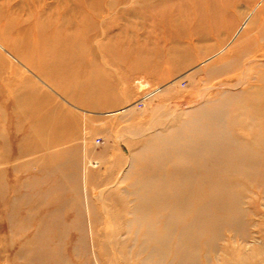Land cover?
<instances>
[{"label": "rangeland", "instance_id": "rangeland-1", "mask_svg": "<svg viewBox=\"0 0 264 264\" xmlns=\"http://www.w3.org/2000/svg\"><path fill=\"white\" fill-rule=\"evenodd\" d=\"M215 112L254 160L220 156L213 172L264 180V0H0V264H25L34 251L32 235L59 199L41 196L59 176L41 177L47 157L76 142L91 153L74 172L98 219L88 241L99 264H136L125 234L113 237L109 258L101 254L103 230L124 223L129 186L148 165L142 155L152 157L147 147H178ZM67 131L66 143L52 142ZM43 132L53 147L27 151ZM168 150L165 170L199 168ZM41 157L46 169L36 170ZM36 179L46 181L26 186ZM239 185L248 224L224 228L217 258L205 264H264V183ZM10 214L24 226L10 229ZM73 219L63 211L61 220ZM66 255L77 264L70 247Z\"/></svg>", "mask_w": 264, "mask_h": 264}, {"label": "bare ground", "instance_id": "bare-ground-1", "mask_svg": "<svg viewBox=\"0 0 264 264\" xmlns=\"http://www.w3.org/2000/svg\"><path fill=\"white\" fill-rule=\"evenodd\" d=\"M189 119L191 124H199V119L195 115ZM224 122L226 121L223 114L208 113V125L199 124L195 133L187 134L185 141H179L178 147L170 143L171 147L168 148L167 146L149 148L147 145L141 147V150L146 147L150 149L152 157L149 156L151 158L148 159L145 158L148 156L142 155L148 160V165L145 170L136 174L137 180L130 184L127 192L133 197V203L130 209L126 210L127 216H124L123 224L116 223L114 227H105L106 231L103 230L105 234L103 246H100L101 254L104 253L109 258L111 251L109 244L114 242L113 237L125 234L127 238L123 240L122 246L125 248L136 246V251L132 254L133 258L138 259L135 261L136 264L214 262L219 251L217 242L221 240L224 228L240 231L248 224L244 218L242 209L244 195L239 184L242 183L245 189L253 184L264 183V180H219L223 178L222 175L217 171L213 172V168L218 167L221 162L218 158L220 156L225 157L224 161L230 164L234 161L232 155H229L231 153L238 154L241 162L254 160L241 145L228 136ZM60 125L62 132L64 128L67 130L70 126L66 120H62ZM70 137L71 134L67 131L52 142L60 145L62 142L66 143ZM28 141L27 151L53 147V143L44 132L36 134ZM86 147L78 142L68 146L62 145L59 148L62 152L59 154L55 152L47 157V162H51L47 169L41 167L45 166L43 157L37 160L36 164L41 168L37 167L36 170L46 169L42 178H48L53 173L59 174L55 187L47 188L41 196L49 198L57 194L59 199L53 210L40 221L41 227L34 231L32 235L34 251L27 257L25 264H47L48 261L51 264H71L66 255L68 247L72 257L77 258V264H99V254L88 241L95 231L98 219L96 217L90 219L89 216L93 214L90 211L92 206L87 197V188L84 186V180H75L76 171L74 172L76 169H82L85 164L84 158L91 154ZM168 149H175L177 154L182 153L185 161L197 164L199 168L189 167L181 172L165 170L161 162L167 159ZM146 150L143 149V153ZM42 181L46 180L36 179L26 186L32 188ZM66 193H70L71 196L65 198ZM65 210L73 212L74 219L71 222L61 220ZM10 215L12 218L9 223L10 229L17 225L24 226V222L21 224L14 219V214ZM211 252L214 256L209 257ZM117 255L118 251H114V262ZM224 260L226 261V258Z\"/></svg>", "mask_w": 264, "mask_h": 264}, {"label": "built area", "instance_id": "built-area-1", "mask_svg": "<svg viewBox=\"0 0 264 264\" xmlns=\"http://www.w3.org/2000/svg\"><path fill=\"white\" fill-rule=\"evenodd\" d=\"M149 96L147 94V92L145 94H143V96L141 97V101L138 102V105H141L143 103V101H145L146 99H148Z\"/></svg>", "mask_w": 264, "mask_h": 264}]
</instances>
